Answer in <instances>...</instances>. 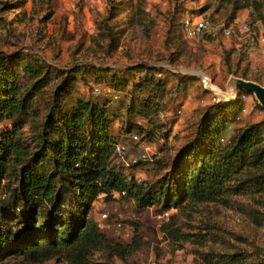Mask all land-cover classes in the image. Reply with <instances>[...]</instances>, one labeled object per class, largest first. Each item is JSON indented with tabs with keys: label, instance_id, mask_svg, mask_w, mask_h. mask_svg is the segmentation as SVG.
<instances>
[{
	"label": "trees",
	"instance_id": "1",
	"mask_svg": "<svg viewBox=\"0 0 264 264\" xmlns=\"http://www.w3.org/2000/svg\"><path fill=\"white\" fill-rule=\"evenodd\" d=\"M247 1L233 4V17L237 10L246 8ZM118 13L122 8L111 7L106 18L96 23L109 43L115 42L114 26L109 22ZM51 15L48 12L44 21ZM137 23L142 25L141 20ZM98 68L94 62L82 61H76L73 68L52 66L36 53L0 51V123H12L0 132V189L7 186L0 199V262L12 256L30 264L58 258L66 264H115V258L126 262L142 248L140 223H132V238L123 243L107 235L90 216L95 201H114L115 194L120 199H133L138 209L160 203L162 212L175 209L180 213L199 204L216 203L239 210L256 225L264 221L260 212L264 120L234 127L225 141L221 135L226 132L227 121L242 108V102L216 101L203 110L194 136L177 150L169 164L162 158L131 162L128 167L156 162L158 171L166 172L154 184L139 181L125 176L119 168H125L117 154L120 135L112 133L111 125L119 118L121 135L136 133L141 140H152L157 128L163 126L152 122L156 117L152 107L157 102L151 95L141 102L131 97L128 103L124 97L116 105L101 93L93 98L73 97L80 86L77 73L98 75ZM166 71L142 63L119 72L103 70L101 73H108L103 91L128 96V85L135 83L130 75L140 72L138 82L142 86L162 93L166 79L159 77ZM46 91L48 111L36 117V99ZM34 116L38 119L34 128L39 132L27 140L24 129L34 123ZM148 122L154 127H148ZM243 196L249 202H243ZM161 229L174 241L196 247H202L211 236L210 232H182L174 216ZM97 253L100 258L94 259ZM204 260L213 264H264V259H249L246 250L220 255L208 252Z\"/></svg>",
	"mask_w": 264,
	"mask_h": 264
},
{
	"label": "rangeland",
	"instance_id": "2",
	"mask_svg": "<svg viewBox=\"0 0 264 264\" xmlns=\"http://www.w3.org/2000/svg\"><path fill=\"white\" fill-rule=\"evenodd\" d=\"M235 2L237 0H0V51L36 53L48 64L65 68H73L76 61L96 63L97 70H100L98 75L87 71L77 73L80 86L75 88V98L79 95L93 98L101 93L116 105L124 97L128 103L131 97L141 102L149 95L153 96L157 105L152 107L156 114L152 122L163 125L157 128L155 140H141L136 133L137 140L127 134L121 135L119 118L112 121L111 130L120 135V145L125 148L123 157L118 156L125 165V168L119 165L124 175L154 184L166 173L158 171L156 162L128 166L137 159L154 158H162L169 164L181 146L194 136L203 110L214 104L217 98L219 103L237 99L242 102V108L235 110L227 121L226 132L221 135L225 141L234 127L264 120V107L253 94L240 91L234 99H222V94H227V83L231 78L264 85V42L255 49L245 47L249 38L264 37V0H248L246 8L237 10L233 17ZM20 3H23L21 8L17 7ZM111 7L122 8V13L116 14L114 21L109 22L114 26V43H109L96 25L106 18ZM48 12L52 15L44 21ZM187 15L209 18L217 30L199 38H188L181 30V21ZM140 20L142 25L137 23ZM231 25L233 32L229 36L220 33V27ZM141 63L167 70L159 75V78L166 79L164 92L154 93L150 87L142 86L138 82L140 72H135L130 75L135 77V83L128 85V96L112 90L105 94L104 75L108 73H101L103 70L119 72ZM203 79L209 81L208 89L203 86ZM47 102L46 91L36 99V117L40 112L48 111ZM121 110H125L124 105ZM35 116L34 123L25 126L24 138L27 140L39 132L34 128L38 120ZM11 125L9 121L0 123V132ZM154 125L148 122V127ZM5 192L7 186L0 189V199ZM115 196L114 201H95L91 218L97 224L100 214L106 213L107 219L100 222L99 228L123 243L132 238L133 222L140 223L142 234V248L126 262L115 258V264H213L204 260L206 253L230 254L235 250H246L251 260L264 259V221L256 225L233 207L199 204L180 213L170 209L167 216L159 218L158 214L162 212L160 203L138 209L133 199ZM241 200L249 202L246 196ZM262 202L260 212L264 216V197ZM173 216L182 232H210L211 236L202 247L174 241L161 229ZM93 258H100V254ZM0 264L30 263L12 256ZM35 264L66 263L58 258Z\"/></svg>",
	"mask_w": 264,
	"mask_h": 264
},
{
	"label": "built area",
	"instance_id": "3",
	"mask_svg": "<svg viewBox=\"0 0 264 264\" xmlns=\"http://www.w3.org/2000/svg\"><path fill=\"white\" fill-rule=\"evenodd\" d=\"M245 28V26H244ZM181 30L183 35L187 36L188 38H199L203 36V34L207 33H213L215 30H217L216 26L208 19V18H196L193 16H185L181 21ZM219 31L221 34L225 36H229L233 32V25L231 26H222L219 28ZM264 42V37H251L246 41L245 47L247 49H255L258 44H261ZM203 82L205 80L203 79ZM202 82V83H203ZM215 99V98H214ZM180 111H178L179 114ZM132 138L137 140L138 136L136 134L132 135ZM223 141V139H221ZM117 154L119 157H123L125 154V148L124 146L119 145L117 148ZM168 212L164 211L158 214L159 218H163L164 216H167ZM107 219L106 213H101L99 216V220L97 223V226L100 227L101 223Z\"/></svg>",
	"mask_w": 264,
	"mask_h": 264
},
{
	"label": "water",
	"instance_id": "4",
	"mask_svg": "<svg viewBox=\"0 0 264 264\" xmlns=\"http://www.w3.org/2000/svg\"><path fill=\"white\" fill-rule=\"evenodd\" d=\"M209 81L203 82V86L208 89L207 84ZM243 91L248 94H253L258 101V103L264 107V85H261L257 82L245 80L242 78H231L227 83V94H222V99L226 101L227 99H234L238 96L239 92ZM233 94L231 95V93ZM219 102V99L217 98Z\"/></svg>",
	"mask_w": 264,
	"mask_h": 264
},
{
	"label": "bare ground",
	"instance_id": "5",
	"mask_svg": "<svg viewBox=\"0 0 264 264\" xmlns=\"http://www.w3.org/2000/svg\"><path fill=\"white\" fill-rule=\"evenodd\" d=\"M207 81V80H206ZM233 94V92L231 93V95Z\"/></svg>",
	"mask_w": 264,
	"mask_h": 264
}]
</instances>
